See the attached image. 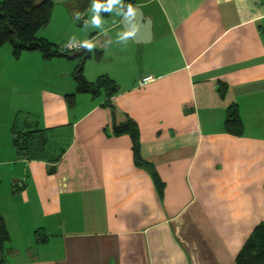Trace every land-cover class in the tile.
I'll return each instance as SVG.
<instances>
[{"label":"crops","instance_id":"crops-1","mask_svg":"<svg viewBox=\"0 0 264 264\" xmlns=\"http://www.w3.org/2000/svg\"><path fill=\"white\" fill-rule=\"evenodd\" d=\"M52 1L70 21L76 12L90 20L92 0ZM123 2L150 19L148 42L139 25V41L118 43L115 12H102V28L89 25L78 40L108 56L100 74L115 82V106L137 126L139 159L128 135L112 134L103 91L76 93L72 109L64 96L75 81L41 93L43 128L70 137L54 164L0 144V167H12L0 171L5 264H236L264 220V0ZM5 105L13 121L39 114L22 100ZM232 105L241 135L224 125ZM8 116L0 135L3 124L12 140Z\"/></svg>","mask_w":264,"mask_h":264},{"label":"trees","instance_id":"trees-1","mask_svg":"<svg viewBox=\"0 0 264 264\" xmlns=\"http://www.w3.org/2000/svg\"><path fill=\"white\" fill-rule=\"evenodd\" d=\"M54 3L52 0H2L0 1V47L8 44L15 59L23 52H38L44 59L63 55L59 47L37 35L51 19ZM103 14H106L103 12ZM60 53V54H59ZM73 79L76 83L75 93L66 94L64 100L69 109L75 104L76 93L90 94L93 98L103 91L106 97L104 105L110 112V129L114 136L128 135L132 141V150L136 160L139 159V132L135 122L120 111L113 101L118 91L115 82L106 76H99L89 82L82 75L80 66ZM227 87L219 84L218 91L223 97ZM27 114L16 115L12 127V145L16 153L24 160H44L54 164L65 152L69 137L61 127L38 129L31 124ZM227 132L241 135L243 123L236 105L226 110L224 122ZM60 135V136H59ZM51 172L54 167H51ZM10 241L4 217L0 213V264H5L6 245ZM236 264H264V220L258 224L242 246L236 257Z\"/></svg>","mask_w":264,"mask_h":264},{"label":"rangeland","instance_id":"rangeland-1","mask_svg":"<svg viewBox=\"0 0 264 264\" xmlns=\"http://www.w3.org/2000/svg\"><path fill=\"white\" fill-rule=\"evenodd\" d=\"M88 30V28H83L82 19L77 21L74 18L73 21H70L69 18L63 17L57 10H52L49 23L40 30L37 36L46 39L55 46L61 47L67 44L73 36L77 40L82 38V36L85 37ZM0 50H2L0 53V112H3L0 121H2L3 118L5 120V115L8 116V108H5V102L10 98L14 101L22 100L23 103H29L28 109H31V112L37 114L40 109L38 100L39 95L41 97V93L43 92H57L61 81H74L73 75L78 66H80L79 58L68 60L63 55H59L44 59L38 52H23L20 58L15 59L10 55V45L6 44L1 47ZM101 51L102 50L98 48H94L91 52L88 51L89 57L80 66L82 75L87 81L89 79L94 81L95 76H101L103 74H100L101 71L104 72V69L111 66V64L104 62V59L108 58V56H103ZM86 104V102H82L77 108L71 110V114H81L82 108H84ZM41 113H43V110L42 112L40 111L37 116L31 115L30 120L33 127L45 129L43 128L46 127L43 126L45 125V119L40 115ZM65 113L66 123H69L70 117L66 111ZM12 121V115L10 117L8 116L7 122L12 123ZM1 128L3 131L1 130L0 144H2L1 146L10 147L12 145V140L8 137L10 127L7 131L2 124ZM61 135L62 138L69 137L68 133L67 135L61 133ZM3 152H7L5 147H3ZM10 169H12V167L10 165L8 166V164H4L0 167V171H7ZM0 187H2V190H5L7 185L1 183ZM5 200H8V198L6 197L4 199L3 195L0 194V205H2Z\"/></svg>","mask_w":264,"mask_h":264},{"label":"clouds","instance_id":"clouds-1","mask_svg":"<svg viewBox=\"0 0 264 264\" xmlns=\"http://www.w3.org/2000/svg\"><path fill=\"white\" fill-rule=\"evenodd\" d=\"M137 8H134L132 4L125 5L123 0H92L90 11L91 17L89 19H83L81 13H75V20L79 21L83 19V28L87 29L89 25L96 29H101L103 25V20L101 18V13H113L121 17H126L131 23V27L117 34V42L125 43L131 38H133L139 31V24L136 22ZM108 43H111L109 41ZM69 50L71 49H86L91 52L96 45L90 40L78 41L74 36L65 45ZM152 77H147L144 80V84L151 83Z\"/></svg>","mask_w":264,"mask_h":264},{"label":"water","instance_id":"water-1","mask_svg":"<svg viewBox=\"0 0 264 264\" xmlns=\"http://www.w3.org/2000/svg\"><path fill=\"white\" fill-rule=\"evenodd\" d=\"M134 8H137V16H136V22L143 27L145 30V38L141 40V42L146 43L150 39V32L149 28L151 26V21L149 18L145 17L141 11V9L138 6H133ZM121 26L124 30H127L131 27V23L128 21L126 17L121 18ZM135 43L139 40L137 38L133 37L131 38ZM64 57L68 60H73L75 58L80 59V66L84 63V61L89 57V52L86 49H83L81 51H75L71 54H65Z\"/></svg>","mask_w":264,"mask_h":264},{"label":"built area","instance_id":"built-area-1","mask_svg":"<svg viewBox=\"0 0 264 264\" xmlns=\"http://www.w3.org/2000/svg\"><path fill=\"white\" fill-rule=\"evenodd\" d=\"M83 19H85L84 17H83ZM82 19V20H83ZM66 45V44H65ZM65 45H62L61 47H59V52L60 53H62V54H71V53H73V52H75V51H81V50H83V48H80V49H71V50H69V49H67L66 47H65ZM148 77H150V76H148ZM147 77H145V78H143V80L141 81L142 83L144 82V80L146 79Z\"/></svg>","mask_w":264,"mask_h":264}]
</instances>
